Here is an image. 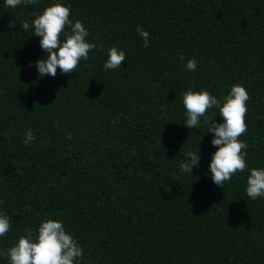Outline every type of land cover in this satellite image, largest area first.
<instances>
[{"label": "trees", "instance_id": "16d2710c", "mask_svg": "<svg viewBox=\"0 0 264 264\" xmlns=\"http://www.w3.org/2000/svg\"><path fill=\"white\" fill-rule=\"evenodd\" d=\"M0 264H264V0H0Z\"/></svg>", "mask_w": 264, "mask_h": 264}]
</instances>
